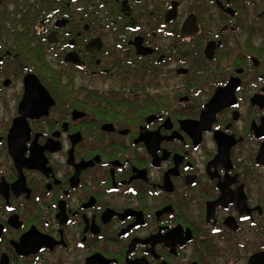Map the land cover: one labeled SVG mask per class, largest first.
I'll return each instance as SVG.
<instances>
[{"label":"flooded vegetation","instance_id":"obj_1","mask_svg":"<svg viewBox=\"0 0 264 264\" xmlns=\"http://www.w3.org/2000/svg\"><path fill=\"white\" fill-rule=\"evenodd\" d=\"M0 264H264V0H0Z\"/></svg>","mask_w":264,"mask_h":264},{"label":"water","instance_id":"obj_2","mask_svg":"<svg viewBox=\"0 0 264 264\" xmlns=\"http://www.w3.org/2000/svg\"><path fill=\"white\" fill-rule=\"evenodd\" d=\"M260 157H263V156H260Z\"/></svg>","mask_w":264,"mask_h":264}]
</instances>
